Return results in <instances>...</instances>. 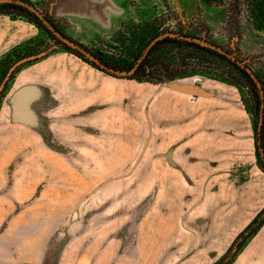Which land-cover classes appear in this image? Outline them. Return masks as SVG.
<instances>
[{
	"label": "rangeland",
	"instance_id": "obj_1",
	"mask_svg": "<svg viewBox=\"0 0 264 264\" xmlns=\"http://www.w3.org/2000/svg\"><path fill=\"white\" fill-rule=\"evenodd\" d=\"M47 1L61 4V15L46 11ZM207 1L26 3L39 13L41 37L1 60L0 85L19 60L44 56L17 67L0 92V264H108L113 257L160 264L178 233L188 245L184 253L167 250L168 264H194L193 236L208 248L226 223L235 228L263 209L264 32L247 14L237 28L228 24V0ZM45 21L118 67L140 63L154 37L186 35L225 52L256 78L255 88L229 63L201 60L196 50L183 52L185 60L176 50L158 57L156 64L173 65L172 81L156 82L166 70L158 66L151 82L113 77L67 52ZM34 75L45 84V123L13 125L2 100ZM179 84L204 95L173 100L171 86ZM177 121L182 139L160 140ZM98 252L108 260H97ZM204 252L201 264L210 262Z\"/></svg>",
	"mask_w": 264,
	"mask_h": 264
},
{
	"label": "crops",
	"instance_id": "obj_2",
	"mask_svg": "<svg viewBox=\"0 0 264 264\" xmlns=\"http://www.w3.org/2000/svg\"><path fill=\"white\" fill-rule=\"evenodd\" d=\"M56 6L59 7L61 4L57 2ZM56 6L50 4L49 1H47L45 4L46 11H49L53 14L57 12ZM62 7L64 9V3L62 4ZM58 15H61V13L57 12V16ZM40 37V29H38L34 23L29 22L27 19L12 15H0V62L6 56H13L12 54L14 52L19 51L27 45L34 44V42H36V40H38ZM45 91V84L41 83L36 75L26 77L19 82H15V84L10 87V90L7 91L8 94L2 100L7 113L14 115L13 117L11 116L12 118L10 123L13 125L22 124L24 126H30V124H44L45 120L43 121L42 116L44 117V114L42 111L44 110L43 112H45L46 109L44 108H49V102L47 103L44 101L46 100L44 95ZM172 91H174V95L170 97L173 98V100L179 101V95L183 93L177 92L173 89ZM172 107L178 108L177 105H172ZM27 115L33 116L32 123H30L29 119L24 118ZM45 116L48 117L47 115ZM5 119L7 118L5 117ZM178 121L174 126L176 131L169 133V135L166 137H160V140H176L178 142L182 139V135L178 131L182 123H179ZM257 214L250 218L246 223H243L242 225L239 224L235 228L231 221L226 223L224 228L207 242V245L209 246L208 248L202 249L200 237L193 236V239L189 245L191 246L190 250H192L193 254L194 261L192 263L201 264L202 250L205 251L204 253H209L210 256V262L206 264L217 263L225 255L237 235L255 218ZM176 237V241L172 242L171 246H169L168 242L166 241V246H164L162 249V254L159 255L160 264H168V255L165 254L169 252V250L180 253H184L186 251L185 247L188 244H186L187 240L185 237L179 233L176 235ZM81 254L82 257L89 254L92 258L94 257L93 252L90 253V251L86 250H82ZM107 257L108 255L105 253L102 254L98 252L96 259L104 262L108 260ZM153 257L157 258V256ZM113 261L114 257L109 259L108 262L115 264ZM152 263H155V259H152ZM87 264H90V262H87ZM129 264H131V262H129ZM232 264H264V223L259 228V230L247 240L244 247L234 258Z\"/></svg>",
	"mask_w": 264,
	"mask_h": 264
},
{
	"label": "trees",
	"instance_id": "obj_3",
	"mask_svg": "<svg viewBox=\"0 0 264 264\" xmlns=\"http://www.w3.org/2000/svg\"><path fill=\"white\" fill-rule=\"evenodd\" d=\"M209 3L207 0H205ZM22 0H1L0 1V15H12L15 17H23L27 19L29 22L34 23L38 29H43L42 24H40L39 18L32 13L26 6L21 4ZM218 4L219 2H214ZM243 14H247L248 20L251 23V26L257 30L264 32V0H228L227 4V23L232 24L235 28L241 24V16ZM58 31L57 29H55ZM47 31V30H46ZM48 32V31H47ZM50 37H54L53 34H49ZM65 36V35H64ZM194 38H190L186 35L178 34L174 35L172 33H167L162 38L154 37L152 43L147 48L146 54L141 60L140 63L133 65L129 64L126 67H118L115 65H109L101 60L103 63L108 65L110 68H114L119 71L133 72L128 75L127 79H133L137 81H145L151 82L153 78L151 76V69L153 66H158L162 68L164 74L162 76L156 78V82L162 83L165 81H172L176 79V75L170 71L173 68V65L164 66V62L160 63L159 65L156 64V60L162 54L169 53L170 51L176 50L179 54L184 55L188 54L189 51L196 50L199 51L201 54V60H209V59H217L222 62H227L231 65V67L237 71L239 76L250 86V88L254 87L255 77L246 71L245 68L239 66L235 62H232L226 54L220 53L216 50V47L209 43H200L194 41ZM80 45V44H78ZM65 50L79 59L87 62L88 64L92 65L93 67L97 68L98 70L102 71L103 73L116 77L115 75L106 72L100 69L95 63L87 60L83 55H81L76 50L66 46ZM82 48L88 51L87 48L80 45ZM183 55V58L180 57L181 60L187 59L186 56ZM257 94V93H256ZM258 95V94H257ZM262 95L264 96V90L262 91ZM262 96V97H263ZM259 97L261 98L260 94ZM257 103L259 101L255 99ZM262 101V100H261ZM261 136H259V140H263V130H261ZM258 141V136H256ZM264 223V208L255 216V218L237 235V237L232 242L231 246L228 248L225 255L215 264H232L234 258L238 254V252L244 247L247 240L254 235L259 228Z\"/></svg>",
	"mask_w": 264,
	"mask_h": 264
},
{
	"label": "water",
	"instance_id": "obj_4",
	"mask_svg": "<svg viewBox=\"0 0 264 264\" xmlns=\"http://www.w3.org/2000/svg\"><path fill=\"white\" fill-rule=\"evenodd\" d=\"M21 4L23 6H26L31 12H33L34 14L39 16V13L37 11V9H35L33 6H30L29 4H26L25 2H21ZM45 26L47 28V30H49L52 34H56L58 36V39L60 40V42H62L63 44H65L66 46L76 50L77 52H79L81 55H83L85 58H87L88 60H90L91 62L95 63L100 69L109 72L115 76H119L121 78H125L128 75H130V72H121L119 70H116L114 68H110L108 65L102 63L100 60H98L97 58H95L90 52H88L87 50H85L84 48L80 47L79 45H77L75 42L69 40L68 38L62 36L60 33H57L55 31V29L50 25V23L48 21H45ZM219 51L221 53L226 54L225 52L221 51L219 49ZM44 54H36L33 56H29L26 58H23L21 60H19L18 62H16L8 71V74L4 80V82L0 85V92L2 91L4 84L6 82V80L8 79L9 75L20 65L29 62L31 60H36L38 58L43 57ZM171 88L177 92H181V93H185V94H189L192 96H201L204 95V93L202 92V90L195 85H189V84H179V85H172ZM260 133V132H259Z\"/></svg>",
	"mask_w": 264,
	"mask_h": 264
},
{
	"label": "built area",
	"instance_id": "obj_5",
	"mask_svg": "<svg viewBox=\"0 0 264 264\" xmlns=\"http://www.w3.org/2000/svg\"><path fill=\"white\" fill-rule=\"evenodd\" d=\"M22 1L33 5H40L43 2V0H22Z\"/></svg>",
	"mask_w": 264,
	"mask_h": 264
}]
</instances>
